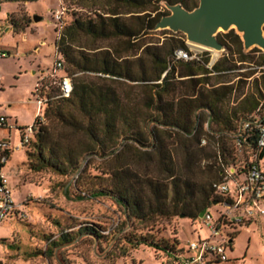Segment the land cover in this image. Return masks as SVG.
<instances>
[{"label":"trees","instance_id":"obj_1","mask_svg":"<svg viewBox=\"0 0 264 264\" xmlns=\"http://www.w3.org/2000/svg\"><path fill=\"white\" fill-rule=\"evenodd\" d=\"M94 1H99L100 7L91 15L73 18L55 40V50L63 60L62 74L71 77L72 92L68 98L49 101L44 108V120L48 124L37 126L36 133L24 148L29 169L33 172L47 170L64 177L78 171L79 160L85 153L114 154L121 145L119 142L124 141L121 146H133L139 159L144 153L153 156L158 176L152 178L144 174L140 179L120 171L117 179L121 184L109 191L112 198L130 210L135 218H141L145 205L146 212L152 215L170 219L182 214L195 221L202 210L215 208L213 205L218 197L212 184L220 178L218 174L210 181L203 174L205 170L211 171L210 166L198 173L199 167L196 168L195 163L212 158L219 163L221 172L222 166H229L236 160L238 167L240 160L235 157L232 135L242 120L253 115L264 96V73L255 78L257 71L251 69L234 75L236 86L230 75L240 66L250 65L254 58L251 54L255 52L259 53L257 65L264 66V54L256 47L245 52L234 29L218 35L217 40L227 53L211 67H208V53L188 61L175 58L176 50L188 53L184 35L180 32L164 30L170 35L162 41L145 40L160 18L169 14L163 5H181L192 11L198 6V0ZM81 38H88L95 45L81 46ZM105 43L107 45H103ZM248 79L252 80V90L243 93L238 84ZM124 86L129 90L136 89V95L125 98L121 94ZM202 115L215 126L204 132L213 140L205 147L200 146ZM59 123L88 139L81 152L76 154L53 141L50 127ZM145 129L151 139L148 144L141 140ZM225 137L230 140V151L224 145ZM178 152L180 161L176 158ZM147 192L154 196L157 204L146 199ZM103 196L107 194L95 191L90 198ZM77 200H84V197ZM220 224L225 231L241 225ZM82 231L99 237L94 229ZM70 238L71 234H62L52 244L56 247L66 244ZM136 242L135 247L147 245L144 239ZM230 243L226 248L232 246ZM148 244L155 250L173 255L176 263L182 260L179 259L182 252L189 254L186 244L180 249L179 256L174 251L175 245L169 248L155 242ZM48 252H52V248L49 247Z\"/></svg>","mask_w":264,"mask_h":264},{"label":"rangeland","instance_id":"obj_2","mask_svg":"<svg viewBox=\"0 0 264 264\" xmlns=\"http://www.w3.org/2000/svg\"><path fill=\"white\" fill-rule=\"evenodd\" d=\"M100 4L94 0H0V53L5 54L3 58L0 57V107L3 111L8 108L18 111V121L29 123L33 112L38 109L33 96L36 82L41 76L40 71L47 74L53 66L56 57L54 43L60 33L55 28L53 14L63 8L65 13L62 20L64 25H68L79 15H91ZM34 15L40 17L41 21L34 22ZM6 28L8 31L5 32ZM163 31H152L145 40L162 41L170 35ZM225 33L220 30L216 37ZM184 40L188 53L196 56V59L208 53V67L227 53L225 49H199L188 43L185 36ZM79 44L87 48L95 45L88 38H81ZM261 53L264 54L263 51ZM251 55L254 58L250 65L240 66L230 75L233 85L237 83L234 75L239 73L253 69L257 71L253 76L255 78H260L264 73V68L257 65L259 53ZM251 81L238 84L242 87L241 92L249 93L252 90ZM129 89L124 86L121 90L125 98H131L130 94L136 95V89ZM201 122V138L205 139V144L200 146L205 147L213 140L204 132L209 130L208 127L215 126L207 121L205 115L201 116ZM47 124L45 120L44 125ZM50 128L53 141L76 154L82 151V145L88 143L84 135L65 124H54ZM3 135L4 130L0 129V140H8ZM148 135V130H143L141 140L145 144L151 142ZM16 136L14 130L10 138L12 145L18 140ZM223 142L230 151L229 138L225 137ZM124 143L119 142L121 145ZM121 145L114 154L85 153L79 160L78 171L64 177L47 170L33 172L25 158L9 180L12 200L25 217L7 220L0 226V264H177L173 255L155 250L148 243L155 242L169 248L175 245L174 251L179 256L180 249L189 241L208 240L210 230L200 219L188 220L182 214L167 219L147 213L145 205L141 218H135L130 210L112 198L109 191L121 184L117 179L118 173H125L129 177L136 175L140 179L144 174L152 178L158 176L151 154H140L139 159L133 146L123 148ZM24 155L22 150L14 151L7 166L21 161ZM176 158L178 161L182 159L180 152ZM234 161L226 167L235 168L239 162ZM209 166L211 171L205 170L203 174L213 181L220 172L219 163L212 158H203L195 163V167H199L197 172ZM95 191H103L107 196L90 198ZM80 196L84 200H77ZM146 199L157 204L154 196L148 192ZM209 212L214 218L217 217L216 208H211ZM84 228L94 229L99 237L82 233ZM226 231L232 245L225 250L227 261L213 264H264V216H256L253 221L229 227ZM226 231L222 229L225 237ZM66 233L71 234L70 242L57 247L52 244ZM141 239L146 240L147 245L135 247L136 241ZM221 239L216 237L212 241L217 243ZM49 247L52 248L50 253ZM182 254L179 257L182 260L190 255Z\"/></svg>","mask_w":264,"mask_h":264},{"label":"built area","instance_id":"obj_3","mask_svg":"<svg viewBox=\"0 0 264 264\" xmlns=\"http://www.w3.org/2000/svg\"><path fill=\"white\" fill-rule=\"evenodd\" d=\"M64 13L65 10L59 8L53 14L55 28L60 33L65 27L62 20ZM55 53L52 68L47 74L43 72L38 77L34 89V101L38 106L34 118L36 124L33 121L32 125L23 128L15 145L9 140H0V225L17 208L11 197L8 177L3 171L10 153L24 150L29 144L37 126L45 121L43 111L49 101L68 98L72 92L71 77L62 74L63 60L57 51ZM4 56V53H0V57ZM175 58L188 61L196 59V56L179 49L175 51ZM7 127L11 128L12 125L8 117L0 112V129ZM200 144L204 145L205 139L202 138ZM232 145L240 165L236 168L222 166L219 180L212 184L214 194L218 197L213 205L218 216L214 218L207 209L200 219L210 230V238L186 243L190 255L177 264H213L227 261L225 250L231 241L222 235L220 223L245 224L253 221L256 216H264V96L253 115L239 123L236 133L232 135ZM21 217L24 218L25 215L22 214ZM216 237H222L221 241L214 243L212 239Z\"/></svg>","mask_w":264,"mask_h":264},{"label":"water","instance_id":"obj_4","mask_svg":"<svg viewBox=\"0 0 264 264\" xmlns=\"http://www.w3.org/2000/svg\"><path fill=\"white\" fill-rule=\"evenodd\" d=\"M165 7L169 14L160 18L154 31L180 32L190 44L222 51L217 33L234 29L240 35L244 50L256 47L264 52V0H198V6L192 11L181 5L165 4ZM32 20L39 22L41 18L34 15ZM206 212L207 209L202 210L198 218Z\"/></svg>","mask_w":264,"mask_h":264},{"label":"crops","instance_id":"obj_5","mask_svg":"<svg viewBox=\"0 0 264 264\" xmlns=\"http://www.w3.org/2000/svg\"><path fill=\"white\" fill-rule=\"evenodd\" d=\"M6 31H8V28H6L5 29V32ZM42 72L43 71H40V73L42 74ZM248 80H250V79H248ZM10 107V106H9ZM8 109H10V108H8ZM8 109H6V111H3L2 109H1V107H0V112L2 113V114H4V115H6L7 117H8V119H9V123L12 125V127L11 128H2V130H4V137H8V140L10 141V138H11V136H12V132L15 130V132L17 133V136H16V139H18L19 140V138H20V133H21V131H22V129L23 128H25V127H27V126H30V125H32V123H33V121H34V118H35V112H36V110L33 112V115H32V117H31V121L28 123H25V122H20V121H18L19 119H18V111L16 112L15 110H8ZM17 140V141H18ZM22 151H24V153H25V150H22ZM13 153V152H12ZM12 153H10V155H9V157H8V160H7V162H6V164L3 166V171L5 172V174L7 175V177H8V180H10L11 179V175L12 174H15V172H16V170L18 169V167H19V165H21L22 164V162L25 160V158H26V154L24 155V158L21 160V161H18V162H16L13 166H11V167H8L7 166V164H9L10 163V160H11V155H12ZM9 183H10V181H9ZM16 207H17V204H16ZM22 213L21 212H19V208L17 207L16 209H14V211L11 213V215L0 225V226H2L4 223H6L7 222V220H10V221H12V220H15V219H22Z\"/></svg>","mask_w":264,"mask_h":264},{"label":"bare ground","instance_id":"obj_6","mask_svg":"<svg viewBox=\"0 0 264 264\" xmlns=\"http://www.w3.org/2000/svg\"><path fill=\"white\" fill-rule=\"evenodd\" d=\"M196 47H198V46H196ZM199 49H204V48H201V47H198ZM214 53V52H213ZM217 55V54H216Z\"/></svg>","mask_w":264,"mask_h":264}]
</instances>
